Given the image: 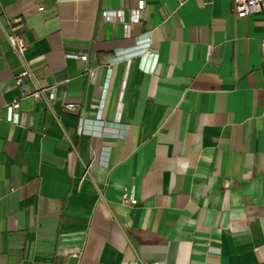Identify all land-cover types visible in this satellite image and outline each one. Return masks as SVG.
Segmentation results:
<instances>
[{
	"label": "crops",
	"instance_id": "1",
	"mask_svg": "<svg viewBox=\"0 0 264 264\" xmlns=\"http://www.w3.org/2000/svg\"><path fill=\"white\" fill-rule=\"evenodd\" d=\"M263 37L232 0H0V264H264Z\"/></svg>",
	"mask_w": 264,
	"mask_h": 264
},
{
	"label": "built area",
	"instance_id": "2",
	"mask_svg": "<svg viewBox=\"0 0 264 264\" xmlns=\"http://www.w3.org/2000/svg\"><path fill=\"white\" fill-rule=\"evenodd\" d=\"M234 11L237 12L240 16L244 17L248 14L259 12L264 10V0H232ZM43 9V7H42ZM145 9V2H141L138 7L133 8L131 11V19L139 20L143 17ZM117 14L116 10H105L104 15L111 19ZM11 23L14 24L13 30L8 33L9 41L14 49V51L24 60L25 53L29 47L28 42L25 40L22 29L24 28V19L22 16H17L11 20ZM262 48L264 53V37L262 38ZM80 58H86L87 54H76ZM25 67L22 71L16 74L15 79L17 84L21 89L22 96L33 95L36 98L43 99L45 87L40 86L37 89H30L28 85V80L34 76V72L27 62L24 63ZM71 107H75L74 103L68 104ZM20 107V100H15L11 104V108L18 109ZM125 202L130 204L137 203L138 199L133 195L129 194L127 190L124 194ZM74 255H81L82 251L80 249H75L71 251Z\"/></svg>",
	"mask_w": 264,
	"mask_h": 264
}]
</instances>
